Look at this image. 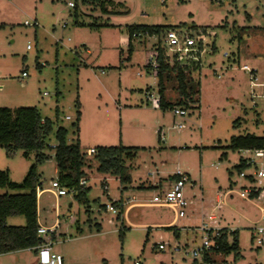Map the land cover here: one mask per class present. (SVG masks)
Masks as SVG:
<instances>
[{"label": "rangeland", "instance_id": "obj_1", "mask_svg": "<svg viewBox=\"0 0 264 264\" xmlns=\"http://www.w3.org/2000/svg\"><path fill=\"white\" fill-rule=\"evenodd\" d=\"M179 24L206 30L204 51L186 74L193 94L183 118L171 112L180 99L174 77L164 79L166 108L146 101V88L158 95L157 78L145 66L160 34L132 38L128 60V47L119 43L132 25ZM243 65L264 82V0H0V107H36L52 121L43 150L47 159L36 162L35 151L25 157L22 150L7 156L0 148V170L21 182L35 163L37 192L42 190L39 223L56 226L53 238L45 237L63 264H204L185 250L200 244L198 227L209 226L208 215L215 216L210 225L237 235L238 250L209 254L214 262L264 264V233L260 244L251 235L261 224L264 201L225 194L230 185L238 190L247 183L234 167L243 153L227 148L231 137L264 135V106L251 103ZM178 122L184 128L174 129ZM58 127L66 130V144L78 141L85 153L86 201H78L75 191L64 189L56 197L48 190L58 173L53 156ZM97 146L135 149L123 161L129 183L97 170L94 153L86 154ZM177 169L192 183L184 187L190 203L174 235L173 228L158 225L170 222L173 210L148 201L159 192L152 185L164 186ZM23 192L0 188V194ZM132 198L118 219L104 208L111 200ZM6 223L23 226L25 219L13 215ZM159 242L168 246L158 250ZM33 257L29 251L21 256L24 264ZM0 264H14L13 256H0Z\"/></svg>", "mask_w": 264, "mask_h": 264}, {"label": "trees", "instance_id": "obj_2", "mask_svg": "<svg viewBox=\"0 0 264 264\" xmlns=\"http://www.w3.org/2000/svg\"><path fill=\"white\" fill-rule=\"evenodd\" d=\"M104 2V1H103ZM106 11V9L104 10ZM184 26V24L175 25ZM175 26H147L132 25L128 28V52L126 60L129 59L132 51L131 41L133 34H160L168 28ZM157 86L159 95V107H167L170 103L164 99V79L174 77L177 81V89L180 99L176 105L187 106L188 99L192 98L193 90L188 85L191 79L186 78L190 71L185 66L176 63L170 65L162 50L157 49ZM151 71L149 65L145 66ZM173 75V76H172ZM198 101V100H197ZM76 120L79 122L81 112L80 103H76ZM173 106V105H171ZM165 107V108H166ZM52 121L42 118L36 107H0V148L5 150L7 156H11L16 150H22L23 155L28 157L29 151H35L36 162L48 158L43 150L48 147L46 136L51 131ZM66 130L58 127L55 131L56 144L54 145V159L58 168L57 180L61 186L70 191H75V198L78 201H86L85 195L88 187L79 184L81 178L85 177L84 154L81 151L79 142L66 144ZM227 148L238 150L241 148H264V135L256 136L244 134L232 136ZM94 157L98 162L97 170L101 173H109L116 176L121 182L129 183L131 178L123 161L131 159L135 155L134 148L123 146H97L94 148ZM226 153H222L225 156ZM240 165H236L239 168ZM39 186L38 174L35 163L31 164L21 182H13L9 178L7 170H0V188L21 190L18 194H0V254L26 249L37 248L42 243V238L37 235V188ZM120 201V200H119ZM118 201V202H119ZM114 202L113 204H118ZM123 213V212H122ZM22 215L25 219L23 226L7 225L6 219L9 216ZM120 215L117 216V219ZM168 228H172L171 226ZM174 229V228H173ZM222 235L217 239L218 248L212 249L209 253L202 255L204 264H221L212 260L211 253H228L230 250H238L237 235L235 231L220 229ZM174 235L177 232L174 230ZM232 237L231 243L227 241V235Z\"/></svg>", "mask_w": 264, "mask_h": 264}, {"label": "built area", "instance_id": "obj_3", "mask_svg": "<svg viewBox=\"0 0 264 264\" xmlns=\"http://www.w3.org/2000/svg\"><path fill=\"white\" fill-rule=\"evenodd\" d=\"M161 2H165V0H160ZM71 5V4H70ZM63 27L65 25L63 24ZM146 37H153L155 35L143 34ZM206 30L200 29H188L185 26H175L173 28H168L160 33V36L156 39L155 43V52H150L149 60L147 61V65L150 66L152 73L156 76L157 72V61L156 57L158 55L157 49L162 50L164 57L166 58V62L170 65L177 64L179 66L190 67L191 65H197L199 61V57L201 53L204 51L203 44L205 42ZM138 34H133L134 37H139ZM128 38L122 40L121 44L127 46ZM44 65L43 63L41 66ZM244 71L248 73L249 76V95L250 101L252 104H256V100H260L261 104L264 106V82L259 81L257 74L254 69L249 68L246 65L241 67ZM189 70V69H188ZM22 76H26V73L23 72ZM256 88H261V92L257 93ZM45 94V93H44ZM146 101H148L153 107H159V95L156 97L152 92L146 90ZM171 112L174 117L183 118L188 110L183 105H174L171 107ZM69 118V117H67ZM174 129L180 130L184 128V124L181 122L176 123L173 126ZM160 133V131H157ZM54 147V146H53ZM238 151L243 153V156H240L236 165H240L237 168L239 171V178H243L246 180V184L240 185L238 190H233L230 188L225 192L228 194L229 192L236 191L238 196L242 199L252 201H264V162L258 163L257 159L264 158V148H241ZM95 153V149H89L86 154L91 155ZM54 155V154H53ZM236 165L234 166L236 168ZM251 167L252 170L248 173H244V168ZM152 175V173H150ZM169 184L165 187L162 186L161 183L157 182L155 184H151L154 187L159 188V192L156 193L148 204L155 206H163L169 207L173 210L174 217L185 216V208L189 205L190 201L187 196L184 194V187L186 184L189 185L192 183L190 175L180 169H177L169 179ZM79 184L85 186L86 179L81 178ZM66 188L61 186L57 179L50 182L51 191L56 197H59L65 193ZM38 190V189H37ZM42 191V190H41ZM41 191L37 192V197L41 193ZM134 198L130 200H114L110 202L109 205H105L104 208L107 211H110L115 215L117 219L118 215H122L123 209H121L127 203L132 202ZM119 201V202H118ZM114 202H118V204H113ZM131 205V204H130ZM128 205V206H130ZM127 206V207H128ZM262 212L261 215V224L253 229L251 232L252 238L256 241L257 244L262 242L260 235L264 233V208H259ZM209 221V226L206 224H202L198 227L199 230L203 232V236L201 242L198 246L185 250V254L190 253L191 256L195 259L197 257H202L204 253H209L214 248H218L217 239L220 238L223 232L220 231L221 228L218 226L210 225V221L212 222L215 218L213 215L207 216ZM110 222V220H109ZM54 225L50 227L38 226L37 235L42 238V243L37 247V264H62L63 258L60 254L53 252L51 240L45 237L46 233H50L53 235L55 232ZM227 241L228 235H227ZM168 246L165 242H159L156 244V248L158 250H164L165 247ZM181 245H176L175 250L178 251ZM134 264H142L140 261H134Z\"/></svg>", "mask_w": 264, "mask_h": 264}, {"label": "crops", "instance_id": "obj_4", "mask_svg": "<svg viewBox=\"0 0 264 264\" xmlns=\"http://www.w3.org/2000/svg\"><path fill=\"white\" fill-rule=\"evenodd\" d=\"M126 38H121L120 39V44H121V42H122V40H125ZM123 45V44H122ZM131 53H132V51H131ZM149 55H150V53L148 54V58H149ZM130 58V57H129ZM148 58H147V61H148ZM146 65H147V63H146ZM148 88H146L145 90H147ZM81 112V111H80ZM81 117V116H80ZM50 157H53V156H50ZM169 179H170V177H169ZM169 181L170 180H168L167 182H166V184L164 185L165 187L169 184ZM40 187V186H39ZM37 204H38V197H37ZM124 214H125V211H124ZM123 215V214H122ZM182 216H179V217H174L170 222H168V223H159L158 225L159 226H163L164 228H168V227H172V228H174L173 229V232H174V230L177 232V228H179L178 226H177V224H176V221L178 220V219H180ZM184 217V216H183ZM37 222H38V225L40 226V225H42V224H40L39 223V217H38V207H37ZM72 222H73V220H72ZM7 224V223H6ZM8 225V224H7ZM11 226V225H10ZM181 229V228H180ZM180 232V231H179ZM177 234H178V232H177ZM52 238H53V235L51 236ZM51 243H52V250H53V241H51ZM25 251H29V252H33V254H34V257H33V259L31 260V262H30V264H37V261H36V259H37V252H38V248H35V249H31V248H26V249H21V250H16V251H11V252H7V253H3V254H0V256H3V255H12L13 256V263L14 264H24V261L22 260V258H21V256H22V254H23V252H25ZM63 264V263H62Z\"/></svg>", "mask_w": 264, "mask_h": 264}]
</instances>
